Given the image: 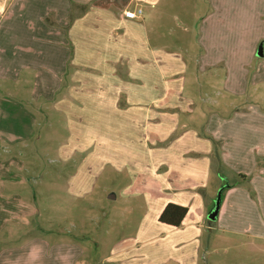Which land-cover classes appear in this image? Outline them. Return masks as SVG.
Here are the masks:
<instances>
[{"label": "crops", "instance_id": "obj_1", "mask_svg": "<svg viewBox=\"0 0 264 264\" xmlns=\"http://www.w3.org/2000/svg\"><path fill=\"white\" fill-rule=\"evenodd\" d=\"M157 1L0 0V264H90L86 260L87 251L76 240L18 236L17 244L12 243L16 235L11 226L24 224L28 215H32L33 205L23 197L4 194L7 186L22 178L14 174L17 158L1 154L8 146L26 143L31 135L29 128L19 129V126L24 127V122L17 126V108L29 120L34 114L25 102L16 98L17 92H11V88H16L14 84L31 82L33 103L54 102L65 86L70 68L74 72L75 86L82 67L87 69L88 77L84 78L90 87L96 88L108 75L113 85L127 87L122 90L127 109L137 106L144 109L150 105V110L141 116L128 115V130L136 133L142 127L143 136L147 121L158 146L164 134L174 138L168 145L181 144L163 152L158 147V165L165 168L167 180L163 179L151 198L161 200L155 208L157 221L169 203L185 206L189 211L181 227L167 231L169 240L164 242L163 249L167 248L168 254L155 258V264L167 261L170 264H216L211 259L201 260L205 253L217 251L216 239L226 244L230 240L235 242L239 253L232 264H264V139L246 146L249 133L257 131L264 138V127L260 126L264 119L262 109L254 107L249 112H234L230 118L220 120L203 106L207 98L200 100L194 95V87H208V82L191 79L190 74H186L191 71L205 78L218 70L219 60L233 53L230 48H224V34L229 30H222L220 25L231 27V19L236 21L246 9L249 22H254L252 19L261 22L264 0H199L198 7H203L198 9L203 19L202 33L200 42L194 44V48L199 49L190 50L188 45L178 52L168 45L152 44L148 29L151 19L145 16L144 10L138 19L124 16L127 9H143L144 4L154 5ZM249 6L257 10V14L254 11L257 16L248 15ZM260 32L254 41L264 38V27ZM227 50L232 53L227 54ZM193 51L199 54L195 58L198 61L196 72L192 67L188 71ZM255 55L264 57L257 56V51ZM129 87L138 90L130 92ZM115 96L119 97L117 93ZM196 104L200 106L195 108ZM203 118L205 124H202ZM139 119L140 126L134 121ZM236 124L245 135L238 137L236 130L232 132ZM105 126L106 136L109 125ZM219 126H223L224 131ZM21 130L24 137L17 135ZM213 151L216 155L212 156ZM167 153L171 154L168 158ZM215 158L221 167L238 171L239 179L231 183L228 177L221 176L228 187L223 191L218 219L213 224L205 221V211L207 198L212 195L207 189L214 174L210 168ZM247 158L249 161L245 164L253 170L247 171L239 163ZM141 262L149 263V260Z\"/></svg>", "mask_w": 264, "mask_h": 264}, {"label": "rangeland", "instance_id": "obj_2", "mask_svg": "<svg viewBox=\"0 0 264 264\" xmlns=\"http://www.w3.org/2000/svg\"><path fill=\"white\" fill-rule=\"evenodd\" d=\"M156 3L143 6L145 16L151 19L148 29L153 38L152 44L158 47L171 46L170 49L175 52L188 45L190 50H198L194 44L200 42L198 39L202 33L203 19L198 12V9H203L198 7L201 2L158 0ZM254 11L257 14V10L249 6L248 15L257 16ZM236 19H231V27L220 25L222 30H229L224 34L226 38L223 43L224 48H230L233 52H228V49L227 54L232 55L219 60L218 70L204 78V75L197 76L189 71L192 67L196 72L195 64L198 63L195 58L199 54L193 51V60L189 62V72L186 74H190L191 79L199 78L208 82V87H194V95L200 100L202 97L207 98L203 106L210 115H218L220 120H224L234 112L245 113L256 107L262 109L261 115L264 118V57L258 58L255 55L264 38L254 41L264 27V18L261 22L253 19L251 21L254 22H249L246 9ZM80 70L82 73L77 76L74 86V72L70 68L65 86L54 102L33 103L31 82L26 84L17 81L14 84L16 88H11L12 93L17 92L16 98L32 110L35 118H25L17 108V126L24 122V127L19 126V129L29 128L31 135L26 143L8 146V149L1 151L4 157L10 154L17 158L13 170L14 174L22 178L7 186L8 191L6 188L4 194L23 197L33 205L32 215H28L24 224L13 223L11 226L16 235L12 243L17 244L18 236L56 237L80 243L87 251L86 260L90 264H155V258H164L168 254L163 244L169 240L167 231L174 230L155 218V208L161 200H153L151 197L163 179L167 180L165 168L158 165V150L160 148L163 152L181 144L168 145L174 138L164 134L158 146L153 141L151 125L148 128L147 121L143 136L142 127L136 130L137 134L128 130V115L138 113L141 116L150 110V105L144 109L142 106L127 109L128 103L122 93L127 87L113 85L109 75L96 88L90 87L84 78L88 77L87 69L82 67ZM118 73L122 74L121 71ZM81 76L82 81L79 82ZM183 77L185 79L186 75ZM12 84L13 80L10 82ZM129 89L130 92L138 90L136 87ZM199 99L196 103H199ZM199 106L194 105L195 108ZM194 119L197 122L198 119ZM134 121L139 122V126L142 122L140 119ZM204 121L203 118L202 124ZM105 125H109L106 136ZM260 126L264 127V119ZM130 128L135 130L134 127ZM219 128L224 131L223 126ZM234 130L238 132V137L245 135L237 124L232 132ZM21 132L17 135L24 137ZM261 136L257 131L252 135L249 133L246 146L259 143L264 139ZM172 153L176 154L174 151ZM214 154L213 151L212 156ZM170 155L167 153L166 158ZM248 161L247 158L239 163L247 171L253 170L246 166L245 162L248 164ZM210 170L214 174L207 191L212 192V195L207 198L205 221L214 224L208 220V215L219 189L224 186L223 183L226 184L222 177L225 175L229 182L235 183L239 176L238 171L221 167L216 158ZM214 188L217 191H211ZM221 241L224 240L216 239L217 251L205 253L201 260L211 259L216 264H232L239 253L235 242L230 240L226 244ZM146 260L149 263L141 262Z\"/></svg>", "mask_w": 264, "mask_h": 264}, {"label": "trees", "instance_id": "obj_3", "mask_svg": "<svg viewBox=\"0 0 264 264\" xmlns=\"http://www.w3.org/2000/svg\"><path fill=\"white\" fill-rule=\"evenodd\" d=\"M189 209L185 206L169 203L159 217V222L169 227L179 228L188 214Z\"/></svg>", "mask_w": 264, "mask_h": 264}, {"label": "water", "instance_id": "obj_4", "mask_svg": "<svg viewBox=\"0 0 264 264\" xmlns=\"http://www.w3.org/2000/svg\"><path fill=\"white\" fill-rule=\"evenodd\" d=\"M264 44L262 43L258 49L257 56L263 57L264 56V51H263ZM228 187V184H225L223 187H221L218 191L214 206L212 210L210 211L208 215V220L211 222H214L218 219V215L220 212V208L222 205V194L223 191Z\"/></svg>", "mask_w": 264, "mask_h": 264}, {"label": "built area", "instance_id": "obj_5", "mask_svg": "<svg viewBox=\"0 0 264 264\" xmlns=\"http://www.w3.org/2000/svg\"><path fill=\"white\" fill-rule=\"evenodd\" d=\"M143 9L136 8V9H127L124 11V16L129 19H138L142 16Z\"/></svg>", "mask_w": 264, "mask_h": 264}]
</instances>
